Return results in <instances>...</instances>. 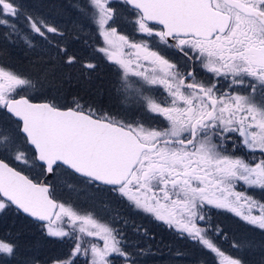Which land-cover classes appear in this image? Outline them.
<instances>
[{"label":"snow or ice","instance_id":"1","mask_svg":"<svg viewBox=\"0 0 264 264\" xmlns=\"http://www.w3.org/2000/svg\"><path fill=\"white\" fill-rule=\"evenodd\" d=\"M114 2L130 13L131 38L117 31ZM81 11L100 40L94 51L119 71L122 103L139 115L117 118L78 101L63 108L34 102L24 93L36 84L0 64V213L14 210L46 235L70 240L66 257L52 264H113L110 257L136 264L113 226L118 212L101 222L93 209L60 202L55 186L41 182L70 174L84 185L80 195L115 194L219 264H245L210 237L222 232L208 212H231L264 230V203L237 191L264 192V0H87ZM0 28L30 47L29 37L48 40L67 66L85 73L97 67L60 44L61 30L20 0H0ZM169 52L186 63L166 58ZM238 149L251 158L235 155ZM18 249L0 238V264H13Z\"/></svg>","mask_w":264,"mask_h":264},{"label":"trees","instance_id":"2","mask_svg":"<svg viewBox=\"0 0 264 264\" xmlns=\"http://www.w3.org/2000/svg\"><path fill=\"white\" fill-rule=\"evenodd\" d=\"M20 2L24 5L25 10L30 12L32 9L30 7V0H20ZM50 13L51 14L46 13V15H55L51 11ZM31 15H33V13ZM74 16L75 15H73L70 19L68 24L69 26H71L70 24L73 21ZM62 24L64 25L63 21ZM23 26L24 25H22V27ZM4 34L5 33L3 30L0 28V56L2 57L10 56V54L13 52L10 50L15 49V47H12V44L10 45L9 41L5 39ZM68 40L67 41L69 44H67L66 41L65 43L68 45V48L71 52L76 50V55L81 59L82 57L85 59L88 57L90 49L89 45L82 43L81 41L83 40H79V45H81V47H79L75 44L72 45V40L69 38ZM70 45H72V47ZM22 50V58L18 59L17 56H11H13L18 62H24V64H28L31 58H33V60L36 58V53H29V50L25 48ZM42 59L45 61L48 60L45 58ZM41 62L42 65H39L43 66V61ZM54 62L55 63L50 64H56L55 66H58L61 63V60ZM0 64L5 63L0 59ZM8 66L14 68L13 65ZM23 67H25V65H23ZM43 68L44 66L41 70H43ZM14 69L21 70V67ZM46 69L48 68L46 67ZM68 71H70L69 76L67 75L66 77L68 78V81L72 83V87L74 88L68 89L66 87L67 84H62L61 87L63 91L59 89V93L62 91L65 97L71 95L70 99L73 97L72 93L79 94V99L87 96L88 93L86 89L84 90L83 87H79L75 82L77 80L81 85L82 82L86 85L89 82V79L87 78V75H85V72L80 68H78V70L69 69ZM48 72L49 73L47 74H50L49 77L52 78V81L54 78H58L57 68L49 69ZM98 72V74L93 75L94 79H98L96 76L99 74H103V77L106 74V71L103 73L101 71ZM26 74L27 75L25 76L27 78H32L31 80L34 82L36 75L31 74V72H27ZM36 74L40 76L41 73L37 72ZM89 90V93L96 95L97 91L103 92L104 88H89ZM31 93L33 95L29 96L31 98L35 97L36 95H41L37 87L35 91H31ZM88 96L92 99L93 104L98 108H100V106L104 105L106 102V99L98 101L96 96H94V98L91 95ZM50 98L56 97H48L45 99L44 96H41L36 100L34 98L33 99L35 102H47L52 101ZM66 103L67 102H64L62 106H59L71 107L70 104L66 105ZM236 142L239 144V141ZM229 148L231 149V142L229 144ZM234 154L244 156L245 159L251 158L246 154V150L243 149H238ZM255 156L256 158H260V153L255 154ZM29 174L32 176L31 173ZM51 181L52 179L49 182L51 183ZM246 191L248 195L253 197V195H251V190L247 189ZM107 195L111 197L112 194L107 193ZM255 196L258 198V201L263 203V200L259 195L255 194ZM56 199L62 202V198H60L57 193ZM112 199L113 203H111L112 205L109 207L110 209H105L104 211L100 212L97 214V217L101 220V222H106L111 219L109 213H119V216L116 217L117 223H115L113 226L120 229V231L123 233L124 240L126 242L125 250L133 254L136 264H219V258L216 257L215 254H212L208 250L202 248L198 243L191 241L186 236H182L178 232L170 229L168 226L166 227L164 223L159 221L156 222L151 218H148L146 215L139 213L138 211L129 207L128 203L121 202L122 199L119 200L114 197H112ZM76 203L78 202L75 200L74 205L77 206ZM255 212L259 214L258 210ZM123 221H127V223L125 224ZM209 222L213 229L219 227L221 230L222 235H214L210 233V237L214 240L217 246L225 252L226 255L241 258L245 264H264V230H260L254 226L248 225L239 217L228 212L224 213L218 209L210 214ZM0 223L4 225V227L0 229V238H9L15 240L19 246L18 254L14 259L13 264H52V262L56 259L65 258L67 253L71 250L72 242L70 240L66 238L61 240L59 238H52L46 235L42 227L34 222L28 221L22 215L17 214L14 210H6L4 213H0ZM234 241H246L247 244L245 247L238 250L232 246ZM34 244L38 245L39 247L41 246V249H37L36 251ZM110 259L113 260V264H125L123 258L115 257V259H113L110 257ZM81 264H83V258H81Z\"/></svg>","mask_w":264,"mask_h":264},{"label":"rangeland","instance_id":"3","mask_svg":"<svg viewBox=\"0 0 264 264\" xmlns=\"http://www.w3.org/2000/svg\"><path fill=\"white\" fill-rule=\"evenodd\" d=\"M22 2H25V1H22ZM30 2H31L30 7L32 9L30 10V12H28L29 14L33 13L34 17L40 16L42 19L44 18L48 23L58 27L61 30V32L64 34L62 39L60 37L56 38L60 44L62 45L69 44L68 43L69 41L68 38H69L70 40H72V43H71L72 45L75 44L81 47V45H79V42L81 40H83L81 41L82 43L89 45L90 49H89L88 57H86V59L82 57L81 60L84 62L95 63L97 67L95 68V70L85 73V75H87V78L89 79L88 80L89 82L86 85L83 82L81 85L80 82H78L77 80L75 82H76V85H78L79 87H83L84 90L86 89L88 95H91L93 98L94 96H96V99L98 101L106 99L105 104L100 106L101 109L98 108L97 106H93V105L92 106L105 113L112 114L113 116H116L117 118H131L133 115H139L138 113L134 112V110H131L130 108L126 107L122 103V94L118 91L120 75H119V71L117 70V68L113 66L112 64L106 62L100 54L94 51L96 47L100 46V40L96 34L94 26L90 23L87 16L81 11L82 8H85L87 0H30ZM110 6H114L117 9V12L119 14V22L116 25L117 31L124 35H129L131 38L132 25L129 22L131 19L130 13L127 11H124L123 8L120 7L118 3L114 2L113 5H110ZM50 11L53 12L55 15L53 16L46 15V13L51 14ZM73 15H75L74 19L70 24L71 26H69L68 25L69 21ZM62 21L64 22V25L62 24ZM20 25L21 26L25 25V21L23 20V18H21L20 20ZM1 29L5 33L4 34L5 39L9 41L10 45L12 44V47H15V49L10 50V51H13L10 54V56L14 55V56H17L18 59L22 58L23 48L29 50V53L31 52L36 53L35 54L36 58H34V60L33 58H31L28 64H24V62L21 63L22 61L18 62L13 56L11 57L10 56H6V57L0 56L1 61L4 62L5 64H8L10 66L13 65L14 68L21 67V70H16L14 68L12 69L22 74L23 76L27 75L26 74L27 72H31V74L36 75L34 83L36 84V87L38 88L41 95H36L35 97H32V98L36 100L37 98L41 96H44L45 99L48 97H56V98H50V99L61 106L62 104H64V102H67L66 105L70 104L71 106L74 104L73 101H79L78 97L76 96L72 97L71 99H70L71 95L65 97V95L62 93L63 90L61 87L62 84H67L66 87L68 89L74 88L72 87V83L68 81V78L66 76L67 75L69 76V72H70L68 71L69 69L71 70H78V68L82 69L79 64L75 66H69V67L65 65L62 59L55 55V51L53 47L49 45L48 40H45L39 37H35V38L29 37V39L32 40V46L30 47L27 43H25L23 39H20L16 35H12L9 37L6 35V30L4 28H1ZM49 39H51V37H49ZM65 41L67 44L65 43ZM72 45L70 46L72 47ZM73 53L77 54V51L75 50ZM167 55H170V58L174 59L180 65H183L186 63V61L182 60L179 55H178L179 57L176 56L177 54L174 55L172 52H169L167 53ZM42 58H45L48 60L45 61ZM58 60H61V63L58 66H55L56 64L51 65L52 63H55L54 61H58ZM41 61H43V66H44L43 70H41L43 66H40L42 65ZM23 65H25V67H23ZM46 67L48 69H46ZM52 68H55V69L57 68V72H58V78H54L53 81H52V78L49 77L50 74H47L49 73L48 72L49 69H52ZM98 71H101L102 73L106 71L105 72L106 74L104 77L102 76L103 74H99L101 76L97 75L96 77L98 79H94L93 75L98 74L99 73ZM199 71L201 70L199 69ZM35 72L36 73L40 72L41 73L40 76H38ZM29 79H32V78L29 77ZM88 87L91 89L104 88V90L103 92L97 91V94L95 95V94L89 93L90 90ZM35 89H29L24 94L28 96H33L31 91H35ZM59 89L62 90L60 92L61 94L59 93ZM113 108H118V111H114ZM112 110L113 112H111ZM31 174L34 175L33 173ZM51 183H53V185L56 187V193L60 198H62V202L66 204L70 203L74 207L91 208L95 211L96 214H99L105 209H110L109 207L112 205L111 203H113L112 197L121 200V198H119L118 196L112 194L110 197L107 195V193H95L94 200L89 199L87 196L80 195V191L81 189H84V185L78 184L77 180L74 179L70 174L65 175L62 173H57L56 177L52 178ZM68 185L72 186L71 189L68 187ZM87 191L91 193L92 190L87 189ZM256 192H257V195L259 194L261 195V198L264 203V192H261L260 190L251 191V195H253V197L256 198V200L258 199L255 196ZM73 200L74 201L76 200L78 202L76 203L77 206L74 205ZM121 202H125V201L121 200ZM215 210H216L215 208H210L208 212V216L210 217V214L214 212ZM254 214H258V213L254 211ZM144 215H146L148 218H151L152 220L157 222V220H155L151 215H148V214H144ZM165 226L167 227V225ZM2 227H4V225L0 223V229ZM34 247L36 251L37 249L38 250L41 249V246L39 247L36 244H34Z\"/></svg>","mask_w":264,"mask_h":264},{"label":"flooded vegetation","instance_id":"4","mask_svg":"<svg viewBox=\"0 0 264 264\" xmlns=\"http://www.w3.org/2000/svg\"><path fill=\"white\" fill-rule=\"evenodd\" d=\"M123 10L125 11V9L123 8ZM128 12V11H127ZM174 55H176L177 53H175V52H172ZM180 56V58L182 59V60H184V58H183V56L182 55H180V54H177L176 56ZM178 56V57H179ZM166 58H168V59H170V60H172L174 63H177V64H179L178 62H176L174 59H171L170 58V55H167L166 54ZM180 65V64H179ZM197 72L199 73V75H198V78L199 79H203V80H207V77L203 74V72L202 71H199V68H197ZM218 86H223V84L222 85H218ZM78 95L79 94H77V93H74L73 94V97H78ZM78 102H80L81 104H89V105H93V106H96V105H94L93 104V101H92V99L91 98H89V96L87 95V96H85L84 98H82V99H79L78 98ZM74 103L75 102H77V101H73ZM74 105V104H73ZM73 105H71V107L73 106ZM114 109H117V108H114ZM259 151H257L256 152V154L258 153ZM245 188L244 187H241V186H237V191H243Z\"/></svg>","mask_w":264,"mask_h":264},{"label":"water","instance_id":"5","mask_svg":"<svg viewBox=\"0 0 264 264\" xmlns=\"http://www.w3.org/2000/svg\"><path fill=\"white\" fill-rule=\"evenodd\" d=\"M52 178V176H48L46 179H44L42 182L43 183H46V181L47 180H50ZM25 216V215H24ZM25 217H27V216H25ZM27 218H29V217H27ZM29 219H31V218H29ZM32 220V219H31ZM33 221V220H32Z\"/></svg>","mask_w":264,"mask_h":264}]
</instances>
